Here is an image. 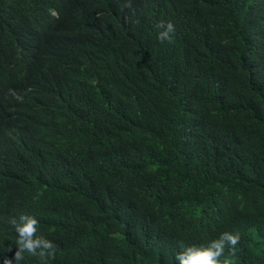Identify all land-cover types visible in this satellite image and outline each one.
Segmentation results:
<instances>
[{
    "label": "trees",
    "instance_id": "16d2710c",
    "mask_svg": "<svg viewBox=\"0 0 264 264\" xmlns=\"http://www.w3.org/2000/svg\"><path fill=\"white\" fill-rule=\"evenodd\" d=\"M22 213L48 264H264V0H0V264Z\"/></svg>",
    "mask_w": 264,
    "mask_h": 264
},
{
    "label": "clouds",
    "instance_id": "9594fccd",
    "mask_svg": "<svg viewBox=\"0 0 264 264\" xmlns=\"http://www.w3.org/2000/svg\"><path fill=\"white\" fill-rule=\"evenodd\" d=\"M127 7L131 8L129 3ZM157 27L161 29L158 39L172 43L175 33V26L171 21H160ZM8 95L22 102L23 97L16 93L14 89L8 90ZM11 226L17 233L15 241L16 251L13 258L5 257L3 264H20L24 260V254L38 257L41 264H48L49 258L54 259L56 255V245L53 241L42 235H37L39 221L34 215L26 213L13 217L10 220ZM240 241L238 233L225 231L220 233L218 238L210 240L206 245H184L177 253L175 259L177 264H235L236 245ZM228 255L225 256V249Z\"/></svg>",
    "mask_w": 264,
    "mask_h": 264
}]
</instances>
